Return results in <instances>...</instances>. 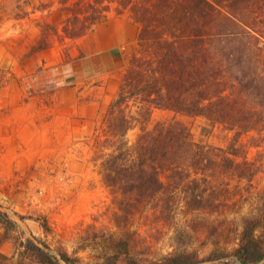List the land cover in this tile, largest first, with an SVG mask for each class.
<instances>
[{"label": "rangeland", "instance_id": "1", "mask_svg": "<svg viewBox=\"0 0 264 264\" xmlns=\"http://www.w3.org/2000/svg\"><path fill=\"white\" fill-rule=\"evenodd\" d=\"M74 1L0 0V211L17 224L8 230L0 225V251L17 254L20 240L32 234L54 253L65 248L89 262L112 250L109 236L119 234L135 253L147 257L184 248L201 255L212 249L230 254L243 218L264 211V5L240 13L254 30L247 26L213 47L229 80L240 78L236 86L242 92L233 91L262 114L256 128L234 139L233 129L203 115L151 107L147 119L139 117L135 97L115 105L109 115L137 47L139 26L127 8L110 0L106 19L80 37H64L63 20L71 13L65 6ZM232 28L240 30L236 25L228 30ZM107 73L112 74L105 77ZM120 108L147 127L180 120L202 144L225 149L234 142L254 173L246 178L217 168L199 179L204 190L200 206L177 190L163 204L140 206L118 227L119 210L102 179L100 158L113 148L111 137L122 128L115 119ZM111 121L114 129L108 127ZM139 124L131 119L124 134L128 144ZM37 218H44L51 229L44 230ZM260 233L264 238V226ZM221 260L240 264L233 255ZM252 264H264V258Z\"/></svg>", "mask_w": 264, "mask_h": 264}, {"label": "trees", "instance_id": "2", "mask_svg": "<svg viewBox=\"0 0 264 264\" xmlns=\"http://www.w3.org/2000/svg\"><path fill=\"white\" fill-rule=\"evenodd\" d=\"M109 2L76 0L71 7L65 6L71 13L63 20L64 37L77 38L91 31L106 19ZM117 4L120 9L129 10L139 28L137 47L129 56L109 115L114 113L115 105L121 107L129 97H135L139 117L147 119L151 107L203 115L233 129L234 139L260 124L261 112L250 108L243 94L233 91L236 88L242 92L236 86L240 78L229 80L226 65L215 56L213 47L215 41L234 36L241 29L245 31L247 26L253 29L240 13L252 5H264V0H117ZM235 25L240 30H228ZM119 112L121 115L115 119L121 121L122 128L111 137L116 141L113 148L100 158L102 179L119 210L118 227H124L140 206L163 204L169 198L167 195L177 190L182 191L186 200L200 206L204 190L199 188V179L217 168L246 178L254 173L234 142L225 149L202 144L193 140L188 126L180 120L155 121L147 127L138 116L127 117L121 108ZM131 119L140 124L135 140L128 144L124 134ZM108 127L114 129L112 121ZM219 152L221 156L215 158ZM228 154L242 159L234 160ZM244 166L248 172L242 170ZM37 220L44 230L51 229L44 218ZM0 225L8 230L17 224L0 211ZM263 226L264 211L244 217L230 254L212 249L201 255L197 250L184 248L160 257H147L135 253L125 237L110 234L113 249L89 262L65 248L54 253L48 244L31 234L20 240L17 254L0 251V264H23L24 260L39 264H229L221 260L227 255H233L240 264H252L264 258V238L260 233Z\"/></svg>", "mask_w": 264, "mask_h": 264}, {"label": "crops", "instance_id": "3", "mask_svg": "<svg viewBox=\"0 0 264 264\" xmlns=\"http://www.w3.org/2000/svg\"><path fill=\"white\" fill-rule=\"evenodd\" d=\"M116 74H118V71H115ZM112 74V73H111ZM110 73H107L105 77L111 75ZM120 74V73H119ZM105 83V82H104Z\"/></svg>", "mask_w": 264, "mask_h": 264}]
</instances>
